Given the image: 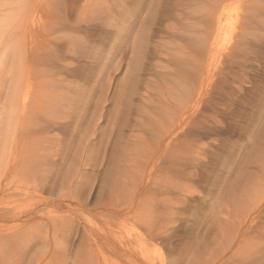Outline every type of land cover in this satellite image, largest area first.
Instances as JSON below:
<instances>
[{
  "label": "rangeland",
  "instance_id": "1",
  "mask_svg": "<svg viewBox=\"0 0 264 264\" xmlns=\"http://www.w3.org/2000/svg\"><path fill=\"white\" fill-rule=\"evenodd\" d=\"M17 1L20 3L22 0L7 2H16L14 4L19 5ZM53 1L23 0V3H20L25 6L24 8L29 7L28 13L34 18V24L27 27L28 31L26 27L21 28L25 32L20 30L23 34H27L24 40L29 44V48H33V52H40L48 46L50 49L56 48L55 56L58 57L57 61L56 59L48 61L44 67L40 66L41 68L37 62L33 63L34 65L31 64L33 61L28 62L30 68L28 71L31 75L28 88L31 86L30 91L36 94L38 87L41 88L43 85H40L41 82L48 84L51 81H55L54 86L64 87L61 89L56 86L63 92H57L58 90L54 92V95L61 96L56 97H60L63 102L60 101V105L57 106L59 108L56 107L54 112L48 114L51 117L54 116L50 118L52 123L54 122L50 124L53 127L46 129L43 124L34 127L33 130L36 132L38 129V134L35 137L31 135L32 141L25 152L31 153L38 150V159L45 157L49 159L51 155L57 154V161L60 154L61 158L68 156L65 154L67 152L72 154L71 145L75 147L77 137L84 134L83 129H86L85 125H88V119L85 118L86 113H84L86 106L81 101L82 94L90 81H96L95 76L102 74L100 79L104 76L105 78L101 79L103 80L101 85L97 84L96 87V91L103 99L101 100L103 116L100 119L102 130L98 131L101 139L99 136L97 138V141L101 140L100 143L98 141V147L102 151V156L99 160L91 158L94 161H89L85 167L83 166L87 172L85 176L79 178H70L69 175L64 178L61 171L64 172L66 166H60V160V164L57 162L59 167L55 165L52 166V168L56 167L55 169L51 168V171L48 170L50 172L45 171L40 177L41 181L34 180L36 178L32 180L31 176L24 178L22 177L24 175L21 177L8 175L7 178L5 177L7 175H4L5 179L0 177V209H10L9 211L20 216V219H1L0 221V236L4 234V239H2L3 236L0 237V264H132L113 254L108 244L95 242L92 236L88 235L87 230L89 232L90 229L97 230L98 226L106 228L109 235L111 233V245L124 243L133 251H147V260L140 259L134 264H264V0L222 1L220 9L221 11L226 9V13L230 10L232 17L230 19L234 22L235 30L231 33V29H226L224 26L219 33L221 36L217 35L213 61L215 65L211 70L213 79L210 76L213 81L210 80L211 86L207 87L206 91L208 93L204 92L200 100L195 93L199 87V80L197 84L196 78H199L187 77L189 67H192V55L197 53V56L203 57L201 50L193 54L195 48L191 35L194 31H204L201 25H204L207 20L204 16L207 11L203 6L205 4L208 6L211 0H131L132 3L130 0H122L127 2L128 7L136 1L135 6L139 8L140 12L134 14L132 19L136 23L135 26L138 25L135 31L144 25L141 22L148 21L146 19L151 20V16L153 19L148 24L151 29L149 35L153 38H150L151 44L154 45H148L145 54L147 58L141 61L142 68L136 78L138 84L135 83L140 92L138 89L134 90L136 94H131L133 96L130 101L121 96L129 92L124 82L126 73H123L131 58V53H128L129 45H120V41L116 42L114 38L118 34L121 8L119 6L122 1ZM50 6L53 8L50 9ZM195 6L198 7L197 10ZM152 8H155L156 12ZM51 10L53 13L50 12ZM151 13L155 15L149 16L148 14ZM193 20L198 21L195 23L196 21ZM38 23L42 28L38 26ZM188 23L192 25H186ZM244 23L248 25L244 33L239 34L238 27L240 24L244 26ZM191 28L194 30H190ZM187 33H190L189 36ZM240 36H243L240 39L241 42L238 41ZM244 37L246 42L245 40L243 42ZM189 39L191 40L188 41ZM237 42L245 43L243 47L245 45L247 47L244 49L240 47L238 54L234 53L236 51L234 49L239 47ZM156 43L160 46L157 47ZM109 51L112 53L110 62L103 60ZM177 52L181 54L183 52L182 56L180 54L177 56ZM50 55H54V52ZM120 58L123 61L119 63L120 66H117ZM150 58L155 60L150 62ZM155 61L158 67L155 66ZM102 62L108 63L106 67L104 66L105 71L99 70ZM113 63H115L114 66H112ZM163 66L173 69H163ZM38 71L46 76L38 74ZM196 72L199 76V72ZM41 77L42 81L39 80ZM45 77L48 80L45 79L46 81L43 82ZM182 79H185L187 83ZM181 82L188 88L191 86L189 91L186 85L181 86ZM188 82L191 84L189 85ZM192 85L196 88L194 89L195 86ZM182 87L183 90H181ZM191 89H194V92H190ZM79 107L84 108L79 109ZM78 112H82L84 119L79 118ZM172 117L175 118L172 119ZM74 136L75 139H73ZM71 138L76 141L74 142ZM16 141L19 147L21 140L15 135H8L0 139V146L8 148L11 152L17 147ZM66 142L70 143V146ZM115 144H117L116 149H120L116 166L112 163L111 153ZM68 147H71V151ZM62 150L65 152L63 153ZM71 154L66 158H71ZM115 158L116 156L113 159ZM111 165L115 167V173L109 171ZM39 166L41 167L40 163ZM43 168L46 166H42ZM238 174L240 175L238 178L241 179L238 180L243 181L241 184L238 183L241 190L236 185L233 191H240V195L236 192L233 194L229 190L230 194L226 192L224 200L225 192L222 195L221 189L227 188L228 180L232 177L237 178ZM107 180L110 181L107 187L112 183L115 184L117 180L119 185L122 184L118 188L111 187L115 195L113 192L109 193L106 185H103L105 182L108 183ZM44 183L47 185L42 187ZM100 186L106 188L105 194L99 199ZM2 187L6 189L3 190ZM255 192L261 195H256ZM219 194L222 195L221 199ZM231 194L239 196L234 198ZM249 194H253L254 198L249 197L251 196ZM259 198L263 200L258 203ZM234 199L241 203L235 204ZM220 200L223 202H219ZM60 203H69L74 205V208L68 213L65 205L60 207ZM75 206H78V209ZM128 207L133 208L132 213L130 211L131 214L127 212ZM115 208L125 209L122 210L125 211L121 215L123 218L118 216L121 220L113 218L108 221L103 215ZM37 211L38 215L35 214ZM28 215H31V218ZM217 217H219L218 220ZM5 230H7L6 233Z\"/></svg>",
  "mask_w": 264,
  "mask_h": 264
},
{
  "label": "bare ground",
  "instance_id": "2",
  "mask_svg": "<svg viewBox=\"0 0 264 264\" xmlns=\"http://www.w3.org/2000/svg\"><path fill=\"white\" fill-rule=\"evenodd\" d=\"M8 1V0H7ZM25 1V0H24ZM41 1V0H40ZM43 1V0H42ZM53 1V0H52ZM90 1V0H89ZM98 1V0H97ZM122 1V0H121ZM124 1V0H123ZM121 2V4H120V6L119 7H121L120 8V12H119V15H120V23H119V28H118V34H116V37H114L115 38V40H116V42H117V40L118 41H120V45H129L128 47H129V51H128V53L130 54L131 53V58L129 59V62L126 64V71L125 72H123V73H126L124 76H126V78H125V86H128V93H126V95L124 96V95H121V96H123V98L124 99H126V98H128L129 99V101L131 100V96H133V95H135L136 93H134L133 91L135 90H137L138 88L135 86V83H137L138 84V82H136V78H137V74L139 73V70H140V68H142V67H140V66H142V65H140L142 62L141 61H143L142 59H144L145 60V58H147L146 57V51H147V48H148V45L150 44V45H154V44H151L152 43V40L151 39H153L152 38V36L150 37V35H149V33L151 32L150 30L151 29H149V21H151V20H153L152 19V14L153 13H151V14H148L149 16H151L150 17V19L151 20H149V19H146V20H148V21H143V22H141L142 24H144V25H141L140 27V29L138 28L136 31H135V27L137 28V26H135L136 25V23H135V21L133 20L132 21V19H134V14L136 15L137 14V12L139 11V8H138V6H135V2H133L134 4H130V1H129V4L131 5V6H126V3L125 2ZM201 1V0H200ZM222 1H225V0H211V3L210 4H208V6H203L204 7V9H206V14H204V16H205V18H207V20H205V22H204V25H201V26H203V29H204V31L202 30V32H199V31H194V33H192V37H193V40H192V42H193V45H194V48H195V51L193 52V54L194 53H196V52H198L199 50H201V53L203 54V57H201L202 55H198L197 56V53L196 54H194V55H192V59H193V61H192V63H191V65H192V67H189V76H187V77H190L191 79H194L195 77H198L199 79H197L196 78V83L198 82V80H199V87L197 88L198 89V91L197 92H195V93H197V97H199V100H200V97H201V95L205 92L206 93V91H207V87H209V86H211L210 85V80H212L213 79V77L211 76V74H212V72H211V70H212V66L213 65H215V62H214V64H213V61H214V52H215V44H216V40H217V35H219V33H221V31L223 30V28H224V26H226V29L227 28H230L231 29V33H232V31L233 30H235L234 28V22H233V20L232 19H230V18H232L231 17V14L229 13V11H227V13H226V9H224V11H221L222 9H220L221 8V4L223 3ZM28 2V1H27ZM26 2V3H27ZM57 2V1H56ZM84 2H86V1H84ZM83 2V3H84ZM91 2V1H90ZM89 2V3H90ZM104 2V1H103ZM102 2V3H103ZM226 2H228V1H226ZM14 3H16V2H14ZM14 3H12V4H14ZM17 3H18V1H17ZM20 3L22 4L23 3V0L22 1H20ZM20 3H18L19 5H17L18 7H17V9H15V14L10 18V20H8V22L7 21H4L3 19H0V139H2V138H6L8 135L9 136H11V135H15L16 136V138H19V140H21L20 141V146L18 147L17 146V141H16V146L18 147H16L15 149H14V151H9V149L8 148H6V147H1L0 146V177L1 178H3V179H5V177L7 178L8 177V175H18V176H22V175H24V176H22V177H26V176H28V177H30L31 176V179L33 180V178H36V179H34V180H36V181H41L40 180V177L42 176V174L43 173H45V171L46 172H50L53 168L55 169L56 167H53L52 168V166H57L58 165V163L60 164V162H59V160L61 161V164H60V166H63V165H65L66 166V169H65V171L63 172V171H61L62 173H63V176H64V178L65 177H67L68 175L70 176V178H74V177H77V178H79L80 176H85V174H86V170L85 169H83V166L85 167L86 165H87V163H89V161H94V159H97V160H99L100 158H101V156H102V151H100V148L98 147V141H97V138H98V136L100 135V132H98L99 130L101 131L102 129H101V117L103 116L102 114V112H103V102H101V100H103L102 99V96H101V94H99L97 91H96V87H97V84H99V85H101V82L103 81H101V79H103V78H105V76L104 77H102L101 79H100V76H102V74L100 75V74H97V75H100V76H95V79H96V81H94L93 79H90V80H93L94 82H91L90 81V83H89V85H88V87H85V92H84V94H82V98H81V101L82 102H84V105L86 106V110H85V112L84 113H86V117L85 116H83L81 113H77V114H79L78 116H79V118L81 119V117H83V119H84V117L86 118V119H88V125H85L86 126V129H83L85 132H84V134L83 135H80L79 137H77V139H78V141L76 142V145H75V147L73 146V145H71L72 147H73V149H71V147H68L69 148V150L71 149L72 150V154L70 153V152H67V153H65V154H68V156H69V154H71V158L69 157V159L68 158H66V157H68L67 155H65L66 157H64V156H62L63 158H61V154H60V158L58 159V161L56 160V157L58 158V155L56 154H54V155H51V158H40V159H38V150L37 151H34V152H31V153H28V152H25V149L26 148H28V146H29V143H31L30 141H32V136L31 135H34V137L35 136H37V134H38V129H36L37 130V132L35 131V130H33V128L34 127H38V126H40V125H44V128H46V129H48L47 127H50V126H52V125H50V124H53L52 123V120H50V118H52V117H54V116H49L50 114H51V112H54L55 111V109H56V107L57 106H59L60 105V101H62L61 100V96L59 95V94H56V95H54L56 92L55 91H57L58 90V87L60 86V85H56V86H58V87H56V86H54V83H55V81H51V83H49L48 82V84H46V83H42L41 81H42V77L41 78H39V80L41 79V84L40 85H42L41 86V88L40 87H38L39 89H38V91L36 92V94H32V92L30 91V89L32 88L31 86V88L29 87L28 88V85H30L29 83H30V77H31V75H30V71H28L30 68H29V65H28V62L30 63V62H32L31 64H33V63H35V62H37L38 63V66L40 67V66H42V67H44V64L45 63H48V61H53L54 59H56V61H57V58H56V56H55V51L54 50H56V48L55 49H50L49 48V44L48 45H45V46H48V47H45V49H42L41 47H40V52H33V48L32 49H30L29 48V44L28 43H26L25 42V40L24 39H26L25 38V36L27 35L26 33H24L23 34V32H25L23 29L26 27H28V26H30V25H32V24H34V18H33V16L32 15H30L28 12H29V7H26V8H24L25 6H23V5H21ZM47 3V2H46ZM46 3H45V5H46ZM50 3V2H49ZM53 4H54V1L52 2ZM131 3H132V1H131ZM202 3H204V2H202ZM25 4V3H24ZM59 4V3H58ZM58 4H56V5H58ZM92 4V3H91ZM137 4V3H136ZM199 4V3H198ZM231 4V3H230ZM61 5V4H60ZM89 5V4H88ZM88 5H87V7H88ZM128 5V4H127ZM193 5V4H192ZM20 6H22L21 8H20ZM26 6H28V5H26ZM37 6V5H36ZM47 6V5H46ZM92 6V5H91ZM156 6H157V4H156ZM234 6V5H233ZM87 7H86V9H87ZM102 7V6H101ZM140 7V6H139ZM196 7V6H195ZM224 7V6H223ZM18 8H20L19 10H18ZM51 8H53V7H51L50 6V9ZM65 8V7H64ZM94 8V7H93ZM97 8V7H96ZM197 8L198 7H196L195 9L197 10ZM225 8H228V6L226 7L225 6ZM230 8V7H229ZM26 9V10H25ZM83 9H84V7H83ZM100 9V8H99ZM118 10V9H117ZM152 10L154 11L155 10V8L153 9L152 8ZM151 10V11H152ZM196 10H192V11H196ZM35 11V10H34ZM146 11H148L149 12V10H146ZM191 11V12H192ZM235 11V10H234ZM247 11V10H246ZM30 12H31V9H30ZM51 13H53L52 12V10L50 11ZM61 12V11H60ZM89 12V11H88ZM91 12V11H90ZM140 12V11H139ZM154 12H156V11H154ZM165 12V11H164ZM199 12H203V11H199ZM256 12V11H255ZM254 12V13H255ZM166 13V12H165ZM198 13V12H197ZM50 14V13H49ZM102 14V13H101ZM100 14V15H101ZM169 14V13H168ZM178 14V13H177ZM180 14V13H179ZM193 14V13H192ZM88 15V14H87ZM118 15V14H117ZM153 15H155V14H153ZM158 15V14H157ZM166 15V14H165ZM202 15V14H201ZM242 15V14H241ZM245 15V14H244ZM246 15H247V13H246ZM161 16H163V15H161ZM203 16V15H202ZM201 16V17H202ZM229 16V17H228ZM234 16V15H233ZM60 17V16H59ZM154 17V16H153ZM165 18H167V17H169V15L166 17V16H164ZM242 18H243V15L241 16ZM53 18V17H52ZM70 18V17H69ZM164 18V19H165ZM162 19V18H161ZM201 19V18H200ZM54 20V19H53ZM136 20V19H135ZM145 20V19H144ZM156 20V19H155ZM248 20V19H247ZM68 21V20H67ZM75 21V20H74ZM137 21V20H136ZM170 21V20H169ZM188 21H191V20H188ZM194 21V20H193ZM192 21V22H193ZM196 21V20H195ZM194 21V22H195ZM198 21V20H197ZM197 21L195 22V23H197ZM203 21V20H202ZM246 21V20H245ZM193 22V23H194ZM232 22H233V24H232ZM101 23V22H100ZM194 23V24H195ZM199 23V22H198ZM239 23V22H238ZM162 24V23H161ZM168 25V24H167ZM186 25H190L189 23L188 24H186ZM191 25H192V23H191ZM190 25V26H191ZM196 25H198V24H196ZM237 25V24H236ZM248 25V24H247ZM245 23H244V26L243 25H241L240 24V26L238 27L239 29L238 30H240V33L239 34H242V33H244V31H245V29H246V26H247ZM250 25V24H249ZM34 26V25H33ZM38 26L40 27V23H38ZM55 26V25H54ZM251 26V25H250ZM23 27V29H21ZM194 27H195V25H194ZM197 27V26H196ZM199 27V26H198ZM205 27V28H204ZM234 27V28H233ZM20 28V29H19ZM40 28H42V27H40ZM53 28V27H52ZM152 28V27H151ZM192 28H193V26H192ZM192 28L190 29V30H192ZM237 28V27H236ZM117 29V28H116ZM154 29V28H153ZM173 29V28H172ZM187 29H188V27H187ZM201 29V28H200ZM225 29V30H226ZM14 30V31H13ZM20 30H23V32L21 31L20 32ZM26 30V29H25ZM169 30V29H168ZM194 30V29H193ZM192 30V31H193ZM237 30V29H236ZM26 31H28V28H27V30ZM88 31V30H87ZM153 31V30H152ZM167 31V30H166ZM170 31V30H169ZM177 31V30H176ZM181 31V30H180ZM228 31V30H227ZM161 32V31H160ZM229 32V31H228ZM227 32V33H228ZM36 33V32H35ZM39 33V32H38ZM30 34H32L31 32H30ZM49 34V33H48ZM47 34V35H48ZM190 34V33H189ZM189 34L187 33V36H189ZM158 35V34H157ZM180 35H181V33H180ZM182 35H184V34H182ZM227 35V34H226ZM249 35V34H248ZM156 36V35H155ZM219 36H221V35H219ZM223 36H224V34H223ZM239 36V35H238ZM243 36H245V35H243ZM242 36V37H243ZM252 36H254V35H252ZM31 37H32V35H31ZM65 37V36H64ZM225 37V36H224ZM241 37V36H240ZM239 37V40L238 41H240L241 42V40L240 39H242V37L240 38ZM151 38V39H150ZM159 38V37H158ZM190 38V37H189ZM219 38V37H218ZM221 38V37H220ZM155 39V38H154ZM192 39V38H191ZM191 39H189L188 41H190ZM238 39V38H237ZM42 40V39H41ZM46 40V39H45ZM86 40V39H85ZM244 40H245V37L243 38V42H244ZM70 41V40H69ZM74 41H75V39H74ZM157 41H158V39H157ZM220 42V41H219ZM240 42L238 43L239 44V47H237V49H234V50H236V51H234V53L236 52H238V50L240 49V47H241V49L243 48L244 49V47H246V45L243 47V45L245 44H243V43H241L240 44ZM245 42H246V40H245ZM44 43V42H43ZM48 43V42H47ZM52 43V42H51ZM71 43V42H70ZM84 43H85V41H84ZM153 43H154V40H153ZM218 43V42H217ZM157 44V43H156ZM247 44V43H246ZM89 45V44H88ZM112 45V44H111ZM217 45V44H216ZM235 45V44H234ZM40 46V45H39ZM75 46H77V45H75ZM160 46V44L158 45L157 44V47H159ZM106 47V46H105ZM236 46H234V48H235ZM43 48H44V46H43ZM83 48V47H82ZM92 48V47H91ZM155 48V47H154ZM191 48H192V46H191ZM190 48V49H191ZM247 48V47H246ZM217 49V48H216ZM240 49V50H241ZM95 50V49H94ZM110 50V49H109ZM219 50H220V48H219ZM48 51H49V53H48ZM71 51H73V50H71ZM70 51V52H71ZM156 51V50H155ZM183 51V50H182ZM248 51V50H247ZM51 52H54V55H50V53ZM110 52V51H109ZM107 52V54L108 55H105V57H103V60L105 59V60H110L111 58H112V53L110 52ZM124 52V51H123ZM159 52V51H158ZM157 52V53H158ZM187 52V51H186ZM185 52V53H186ZM218 52V51H217ZM243 52V51H242ZM37 53V54H36ZM57 53V52H56ZM82 53V52H81ZM116 53V52H115ZM156 53V52H155ZM156 53V54H157ZM230 53V52H229ZM232 53V52H231ZM244 53V52H243ZM67 54V53H66ZM154 54V53H153ZM153 54H151V55H153ZM178 54H180L181 56H182V54H183V52H182V54L181 53H176V55L177 56H180V55H178ZM188 54V53H187ZM238 54V53H237ZM114 55H116V54H114ZM114 55H113V58H114ZM125 55V54H124ZM145 55V56H144ZM159 55H160V53H159ZM189 55H190V53H189ZM216 55V54H215ZM233 55V54H232ZM71 56V55H70ZM155 56V55H154ZM153 56V57H154ZM174 56H175V54H174ZM176 56V57H177ZM184 56V55H183ZM237 56V55H236ZM236 56H235V58H236ZM238 56H240V55H238ZM61 57V56H60ZM122 57H124V56H122ZM126 57V56H125ZM149 57V56H148ZM157 57V56H156ZM188 57V56H187ZM201 57V58H200ZM181 58V57H180ZM66 59V58H65ZM102 59V58H101ZM116 59H118L117 58V56H116ZM157 59H158V57H157ZM61 60V59H60ZM113 60V59H112ZM112 60H111V63H112ZM125 60V59H124ZM155 59H151L150 58V62H153ZM175 60V59H174ZM177 60H180V59H177ZM182 60H183V57H182ZM216 60V59H215ZM69 61V60H68ZM116 61V60H115ZM114 61V62H115ZM123 61V59L122 58H120L118 61H117V66H120L119 65V63H121ZM148 62H149V60H147ZM160 61V60H159ZM59 62V61H58ZM104 62V61H103ZM103 62H102V66H101V68H99V70L101 69V71H102V69L104 70V69H106L105 67L107 66L106 64H108V63H106V64H103ZM106 62V61H105ZM110 62V61H109ZM217 62V61H216ZM62 63V62H61ZM116 63V62H115ZM115 63H113V65L112 66H114V64ZM147 63V62H146ZM155 63V66H157L158 67V64H157V61H155L154 62ZM158 63H160V62H158ZM189 63V62H188ZM241 63V62H240ZM59 64V63H58ZM68 64V63H67ZM145 64V63H144ZM157 64V65H156ZM231 64V63H230ZM28 65V66H27ZM34 65V64H33ZM101 65V64H100ZM100 65H98V66H100ZM110 65L111 64H109V67H110ZM149 65V64H148ZM147 65V66H148ZM151 65V64H150ZM163 65H165V63L163 64ZM179 66H180V64H178ZM182 65H183V63H182ZM189 65V64H188ZM105 66V67H104ZM116 66V67H117ZM159 66H160V64H159ZM167 66V65H166ZM227 66V65H226ZM38 67V68H39ZM63 67V66H62ZM61 67V68H62ZM124 67H125V65H124ZM124 67H123V69H124ZM164 67V66H163ZM36 68V67H35ZM37 68V69H38ZM41 68V67H40ZM64 68V67H63ZM108 68V67H107ZM111 68V67H110ZM112 68H114V67H112ZM122 68V67H121ZM150 68V67H149ZM153 68V67H152ZM168 68V67H167ZM167 68H163V69H167ZM172 68V67H171ZM171 68H168V69H170L171 70ZM214 68H215V66H214ZM226 68V67H225ZM73 69V68H72ZM116 69V68H115ZM118 69V68H117ZM144 69V68H143ZM161 69H162V67H161ZM167 69V70H168ZM173 69V68H172ZM35 71H36V69H34ZM40 70V69H39ZM119 70V69H118ZM182 70V69H181ZM214 70V69H213ZM216 70V69H215ZM28 71V72H27ZM34 71V72H35ZM85 71V70H84ZM105 71V70H104ZM109 71V70H108ZM107 71V72H108ZM173 71V70H172ZM196 71H198L199 72V76H198V74H196L197 72ZM37 72V71H36ZM40 71H38V74H43V72L42 73H39ZM112 72V71H111ZM120 72V71H119ZM122 72V71H121ZM187 72V71H186ZM45 73V72H44ZM96 73H99V72H96ZM103 73V72H102ZM143 73V72H142ZM48 74V73H47ZM106 74V73H105ZM121 74V73H120ZM161 74H162V72H161ZM40 75V76H41ZM93 75V74H92ZM123 75H122V77H123ZM166 75V74H165ZM169 75V74H168ZM171 75V74H170ZM175 75V74H174ZM221 75V74H220ZM43 77L44 76H46V75H42ZM158 76H159V74H158ZM167 76V75H166ZM212 77V79H211V77ZM74 77H76V76H74ZM112 77V76H111ZM114 77V76H113ZM141 77V76H140ZM169 77V76H168ZM78 78V77H77ZM170 78V77H169ZM223 78V77H222ZM44 79V81L43 82H45L46 80L45 79H47L48 80V78L47 77H45V78H43ZM114 79V78H113ZM164 79V78H163ZM177 79V78H176ZM51 80V79H50ZM77 80V79H76ZM112 80V79H111ZM120 80V79H119ZM140 80V79H139ZM182 80H185V79H182ZM227 80V79H226ZM78 81V80H77ZM108 81L110 82V80L108 79ZM186 81V80H185ZM213 81V80H212ZM117 82V81H116ZM178 82V81H177ZM191 82V81H190ZM192 82H193V80H192ZM38 83H39V81H38ZM52 83H53V85H52ZM94 83V84H93ZM128 83V84H127ZM152 83V82H151ZM162 83H163V81H162ZM178 83H180V82H178ZM177 83V84H178ZM186 83H187V81H186ZM217 83V82H216ZM33 84V83H32ZM70 84H71V82H70ZM79 84H81V83H79ZM106 84V83H105ZM118 84V83H117ZM145 84V83H144ZM155 84V83H154ZM166 84V83H165ZM188 84H189V82H188ZM191 84V83H190ZM189 84V85H190ZM198 84V83H197ZM197 84H195L196 86H198ZM215 84V83H214ZM99 85H98V87H99ZM123 85V84H122ZM147 85V84H146ZM179 85V84H178ZM183 84H182V82H181V86H182ZM184 85H186V84H184ZM183 85V86H184ZM194 85V86H195ZM222 85V84H221ZM66 86V85H65ZM80 86V85H79ZM171 86V85H170ZM193 86V85H192ZM193 86V87H194ZM196 86L194 87V89L196 88ZM68 87H69V85H68ZM109 87V86H108ZM134 87L136 88V89H134ZM186 87L188 88V86L186 85ZM190 88H191V86H189ZM213 87V86H212ZM215 87V86H214ZM59 88H61V87H59ZM66 88V87H65ZM71 88V87H70ZM82 88V87H81ZM144 88H146V87H144ZM176 88V87H175ZM181 88V87H180ZM190 88H188L187 89V91H189V89ZM61 89H64V87L63 88H61ZM118 89V88H117ZM161 89V88H160ZM171 89V88H170ZM174 89V88H173ZM193 89V90H194ZM213 89V88H212ZM33 90V89H32ZM168 90V89H167ZM176 90V89H175ZM181 90H183V87H182V89ZM192 90V89H191ZM190 91V92H194V91ZM69 91V90H68ZM101 91V90H100ZM123 91H125L126 92V90H124L123 89ZM138 91H139V89H138ZM160 91V90H159ZM170 91V90H169ZM186 91V92H187ZM208 91H210V90H208ZM55 92V93H54ZM57 92H63V91H57ZM122 92V91H121ZM140 92V91H139ZM168 92V91H167ZM179 92V91H178ZM134 93V94H133ZM143 93V92H142ZM180 93V92H179ZM187 93H189V92H187ZM194 93V94H195ZM208 93V92H207ZM206 93V94H207ZM118 94V93H117ZM123 94H124V92H123ZM131 94H133V95H131ZM148 94V93H147ZM60 96V97H56V96ZM75 95V94H74ZM73 95V96H74ZM77 95V94H76ZM188 95V94H187ZM190 95H192L191 93H190ZM190 95H188V96H190ZM196 95V94H195ZM194 95V96H195ZM71 96V95H70ZM187 96V97H188ZM193 96V95H192ZM203 96V95H202ZM105 97V96H104ZM103 97V98H104ZM174 97V96H173ZM197 97H196V100H197ZM63 98V97H62ZM66 98V97H65ZM78 98V97H77ZM119 98H120V96H119ZM122 97H121V99H123ZM134 98V97H133ZM142 98V97H141ZM68 99V98H67ZM105 99V98H104ZM144 99V98H143ZM142 99V100H143ZM146 99V98H145ZM189 99V98H188ZM184 100V102H185V99H183ZM190 100V99H189ZM189 100H187L188 102H190ZM65 101V100H64ZM106 101V100H105ZM198 101V100H197ZM63 102V101H62ZM135 102V101H134ZM167 102H169V101H167ZM123 103V102H122ZM126 104H127V101L125 102ZM124 103V104H125ZM132 103V102H131ZM170 103V102H169ZM197 103V102H196ZM128 104H130V103H128ZM161 104V103H160ZM186 104V103H185ZM190 104V103H189ZM64 105V104H63ZM132 105V104H131ZM188 105V104H187ZM82 106V105H81ZM127 106V105H126ZM136 106V105H135ZM123 107H124V105H123ZM128 107V106H127ZM186 106H184V108H185ZM57 108H59V107H57ZM80 108H84V107H79V109ZM163 108H164V106H163ZM127 109V108H126ZM154 109V108H153ZM177 109V108H176ZM175 109V110H176ZM186 109V108H185ZM58 110V109H57ZM82 110V109H81ZM83 110V111H84ZM124 110V109H123ZM167 110H168V108H167ZM171 110V109H170ZM181 111L183 110L182 108L180 109ZM187 110V109H186ZM190 110V109H189ZM78 111V110H77ZM163 111V110H162ZM172 111V110H171ZM180 111V112H181ZM184 111V110H183ZM182 111V112H183ZM151 112V111H150ZM173 112V111H172ZM58 113V112H57ZM83 113V114H84ZM49 114V115H48ZM82 116H81V115ZM118 114V113H117ZM159 114H160V112H159ZM187 114V113H186ZM168 115V114H167ZM170 115V114H169ZM168 115V116H169ZM180 115H182L181 113H180ZM185 115V114H184ZM47 116L49 117L48 119H47ZM57 116H58V114H57ZM186 116V115H185ZM45 117V118H44ZM179 117V116H178ZM184 117V116H183ZM182 117V118H183ZM34 118V119H33ZM79 118L77 117V120L79 121ZM175 117H172V119H174ZM185 118V117H184ZM183 118V119H184ZM60 119V118H59ZM76 119V118H75ZM129 119V118H128ZM82 120V119H81ZM127 120V119H126ZM86 121V120H85ZM180 121V120H179ZM178 121V122H179ZM56 122H58V121H56ZM74 123V122H73ZM87 123V122H86ZM171 123V122H170ZM177 123V122H176ZM211 123V122H210ZM83 124V123H82ZM187 124V123H186ZM84 125V124H83ZM206 125V124H205ZM208 125V124H207ZM7 126V127H6ZM54 126H56L55 124H54ZM82 126V125H81ZM138 126V125H137ZM170 126H171V124H170ZM173 126V125H172ZM179 126V125H178ZM187 126V125H186ZM53 127V126H52ZM139 127V126H138ZM173 127H175V126H173ZM51 128V127H50ZM71 128V127H70ZM74 128V127H73ZM172 128V127H171ZM181 128V127H180ZM185 128V127H184ZM45 129V130H46ZM75 129H76V127H75ZM171 131V130H170ZM169 131V132H170ZM81 132V131H80ZM166 132V131H165ZM79 133V132H78ZM77 133V134H78ZM161 133V132H160ZM176 133V132H175ZM71 134V133H70ZM72 134H73V132H72ZM76 134V135H77ZM159 135V134H158ZM102 136V135H101ZM175 136V135H174ZM70 137H72V135L70 136ZM100 137V136H99ZM14 138V137H13ZM176 138V137H175ZM178 138V137H177ZM15 139V138H14ZM72 139V138H71ZM73 139H75V136H74V138ZM72 139V140H73ZM100 139H101V137H100ZM116 139V138H115ZM161 139V138H160ZM4 140H6V139H4ZM16 140V139H15ZM18 140V139H17ZM71 140V141H72ZM119 140V139H118ZM122 140V139H121ZM70 141V139L68 140V142ZM74 141V140H73ZM76 141V140H75ZM74 141V142H75ZM97 141V142H96ZM101 141V140H100ZM100 141H99V143H100ZM171 140H170V138H169V142H170ZM255 141V140H254ZM3 142V141H2ZM8 142V141H7ZM115 142V141H114ZM1 143V142H0ZM15 143V142H14ZM66 144H69V146H70V143H67L66 142ZM168 144V143H167ZM166 144V145H167ZM6 145V144H5ZM14 145V146H15ZM116 145L117 144H115L113 147V149H112V155H113V158H114V156H116V158H115V160L112 158V163H113V165L114 166H116L117 164H116V162H118L117 161V158H118V156H119V154H120V149L119 150H117L116 149ZM3 146V145H2ZM103 146V145H102ZM157 146H159V145H157ZM167 146H169V144L167 145ZM199 146V145H198ZM101 147V146H100ZM118 147V146H117ZM103 148H105V147H103ZM167 148V147H166ZM184 148V147H183ZM194 149V148H193ZM65 150H67V149H65ZM65 150L63 151V153L65 152ZM70 150V151H71ZM105 150V149H104ZM167 150V149H166ZM183 150V149H182ZM196 151V150H195ZM125 152V151H124ZM128 152V151H127ZM62 153V155H64ZM129 153V152H128ZM126 157H127V155H126ZM91 158H94V159H92L91 160ZM122 159V161H123V157H121ZM129 158V157H128ZM198 158V157H197ZM126 159V158H125ZM187 161V160H186ZM58 162V163H57ZM39 163L41 164V167L39 166ZM193 163V162H192ZM84 164V165H83ZM46 166V168H43L42 169V166ZM76 165H77V168H76ZM81 165H82V168H81ZM113 165H111V166H109V171H111L112 173L114 172L115 173V167L113 166ZM40 167V168H39ZM58 167H59V165H58ZM193 167V166H192ZM52 168V169H51ZM240 168V167H239ZM107 169V168H106ZM186 169V168H185ZM189 169V168H188ZM48 170H50V171H48ZM237 170V169H236ZM57 171V170H56ZM108 171V170H107ZM180 171V170H179ZM190 172V171H189ZM194 172V171H193ZM196 172V171H195ZM175 173V172H174ZM183 173V172H182ZM241 174V173H240ZM2 175H3V177H2ZM4 175H7V176H5L4 177ZM182 175V174H181ZM193 175V174H192ZM197 175V174H196ZM242 175V174H241ZM253 175V174H252ZM171 176V175H170ZM185 176V175H184ZM198 176V175H197ZM240 175L238 174L237 175V178L235 177V178H231L230 180H228V183H227V188L226 187H224V188H222L221 189V191L220 192H222V195L224 194V192H225V195H223V199H224V197L226 196V192H229V190H231L232 192H233V194H234V192H236V193H239V195H240V191L239 192H237V190H235V191H233V189L235 188V186L236 185H238V183L240 182L239 180H241V179H239L238 177H239ZM106 177V176H105ZM191 177V176H190ZM245 177V176H244ZM27 178V177H26ZM44 178V177H43ZM42 178V179H43ZM110 178V177H109ZM223 178V177H222ZM243 178V177H242ZM257 178H258V176H257ZM264 178V177H263ZM45 179V178H44ZM103 179V178H102ZM105 179V178H104ZM239 179V180H238ZM260 179H262L261 177H260ZM25 180V179H24ZM110 180H111V178H110ZM244 180V179H243ZM250 180V179H249ZM258 180V179H257ZM43 181V180H42ZM103 181V180H102ZM108 181V183L107 182H103L102 184L105 186L106 185V187H107V185L109 184V180H107ZM116 181V180H115ZM251 181H253V180H251ZM241 182H243V181H241ZM241 182H240V184H241ZM254 182V181H253ZM261 182H263V181H261ZM261 182L259 183V184H261ZM37 183V182H36ZM42 183V182H41ZM251 183V182H250ZM113 184V183H112ZM110 185L109 187H107V191L110 193V192H113L112 191V189H111V187H116L117 186V188L118 187H121L122 186V184L121 185H119V182H118V180L116 181V183L115 184H113V185ZM216 184V183H215ZM219 184V183H218ZM243 184V183H242ZM7 185H9V184H7ZM7 185H5L6 187H7ZM41 185V184H40ZM47 184L46 183H44V184H42L41 186L42 187H44V186H46ZM252 185V184H251ZM254 185V184H253ZM252 185V186H253ZM1 186V185H0ZM4 186V187H5ZM15 186V185H14ZM39 186V185H38ZM37 186V187H38ZM219 186V185H218ZM217 186V187H218ZM245 186V185H244ZM106 187H103V186H100L99 187V193H98V198L100 199L104 194H105V191H104V189L106 188ZM238 187H239V189H240V186L238 185ZM250 187V186H249ZM255 187V186H254ZM261 187V186H260ZM8 188V187H7ZM108 188H109V190H108ZM242 188H243V186H242ZM248 188V187H247ZM246 188V190H248ZM257 188V187H256ZM2 189L4 190V189H6V188H3L2 187ZM15 189H17V188H15ZM238 189V190H239ZM245 189V188H244ZM13 190V189H12ZM241 190V189H240ZM256 190V189H255ZM2 191V190H1ZM244 191V190H243ZM249 191V190H248ZM17 192V191H16ZM120 192V191H119ZM219 192V193H220ZM242 192V191H241ZM13 193V192H12ZM123 193V192H122ZM216 193V192H215ZM245 193H247V192H245ZM248 193H250V192H248ZM247 193V194H248ZM256 193V192H255ZM260 193V192H259ZM113 194H114V192H113ZM118 194H120V193H118ZM228 194H230V192L228 193ZM243 194V193H242ZM115 195V194H114ZM134 195V194H133ZM221 194H219L218 196H219V199H221V196H222ZM232 195V194H231ZM238 195V196H239ZM249 195H251V194H249ZM249 195H247V196H249ZM253 195V194H252ZM249 196V197H253V196ZM256 195H259V194H257L256 193ZM260 195H261V193H260ZM259 195V196H260ZM215 196H217L216 194H215ZM232 196H234V195H232ZM235 196H237V195H235ZM234 196V198H236ZM237 196V197H238ZM241 197H243V195L241 196ZM256 197V196H255ZM213 198H214V196H213ZM232 198V197H231ZM248 198V197H247ZM254 198V197H253ZM257 198V197H256ZM216 199V198H215ZM238 199H240V197L238 198ZM242 199V198H241ZM101 200H103V199H101ZM100 200V201H101ZM225 200V199H224ZM243 200V199H242ZM251 200V199H250ZM259 200H261V201H259ZM259 200L257 201L258 203L259 202H262V198L260 199L259 198ZM98 201V200H97ZM99 201V202H100ZM217 201H218V197H217ZM216 201V202H217ZM246 201V200H245ZM255 201V200H254ZM254 201H252V202H254ZM96 202V201H95ZM102 202V201H101ZM219 202H223L222 200H220ZM228 202V201H227ZM235 204L237 203H241L239 200H236V199H234V201H233ZM89 203V202H88ZM88 203H86V205L88 204ZM220 203V204H221ZM255 203V202H254ZM95 204V203H94ZM121 204V203H120ZM243 204H244V201H243ZM65 205V207L68 209V211H66V212H70L69 210H71V209H73L74 207V205L72 206L71 204H63V203H60L59 204V206L60 207H62V206H64ZM85 205V206H86ZM92 205H93V202H92ZM119 206V205H118ZM117 206V207H118ZM221 206V205H220ZM224 206V205H223ZM246 206V205H245ZM248 206V205H247ZM76 207V206H75ZM115 207V206H114ZM77 209H78V206L76 207ZM82 208H84L83 206H82ZM81 208V209H82ZM130 207H128V209L127 210H129V211H127V212H129L130 213V211L133 209L132 207L129 209ZM227 208V207H226ZM232 208V207H231ZM230 208V209H231ZM240 208V207H239ZM228 209V208H227ZM234 209V208H233ZM247 209V208H246ZM248 209H249V207H248ZM10 210V209H9ZM8 209H0V221H1V219L2 220H6V219H11V218H13V219H20V216L18 215V214H14V213H12L11 211H9ZM76 210V209H75ZM122 210H125V209H123L122 208ZM121 210V208H115V209H113L112 211H110L108 214L107 213H105L103 216H105L107 219H108V221H109V219L110 220H113V218H114V220L117 218H120V217H118V216H121L122 215V212H124L125 213V211H122ZM214 210V209H213ZM212 210V211H213ZM243 210H244V208H243ZM78 211V210H77ZM214 212V211H213ZM229 212H231V210L229 211ZM104 213V212H103ZM123 213V214H124ZM131 213H132V211H131ZM130 213V214H131ZM31 214V213H30ZM35 214H37L38 215V211L35 213ZM101 214V213H100ZM230 214V213H229ZM127 215V214H126ZM228 215V214H227ZM23 216V215H22ZM22 216H21V218H22ZM30 218H31V215H28ZM127 216H129V215H127ZM131 216H133V215H131ZM208 216V215H207ZM248 215H246V218H248L247 217ZM24 217V216H23ZM51 217V216H50ZM213 217H214V215H213ZM25 218H27V217H25ZM106 218H104V219H106ZM121 218H123L122 216H121ZM121 218H120V220H121ZM218 218L219 217H217V220H218ZM27 219H29V218H27ZM102 219V218H101ZM103 219V220H104ZM143 219V218H142ZM12 220V219H11ZM54 220V219H53ZM211 220V219H210ZM241 221V220H240ZM210 222V221H209ZM217 222V221H216ZM222 222V221H221ZM3 223V222H2ZM143 223V222H142ZM214 223V222H213ZM110 225V224H109ZM1 227V226H0ZM241 227V226H240ZM6 231L7 230H5V233H6ZM108 230L106 229V228H103V227H99L98 226V228H97V230H95V229H90V232H89V230H87V233H88V235L90 234L91 236H92V238H93V240L96 242H101V243H103V244H108L112 249H110V250H112V252H113V254H116V255H118V256H120V257H122V258H124L125 260H128L130 263H132V264H134V263H136V262H138L140 259H143V260H147V255H148V253H147V251L146 252H144V251H142V250H140V251H136V250H132L131 248H129L126 244H124V243H119V244H113V245H111L110 243H112L111 241H110V238H111V233H110V235H109V233L107 232ZM150 235V234H149ZM3 236V238L2 239H4V234L3 235H1L0 237H2ZM113 236V235H112ZM6 239V238H5ZM110 247H108V248H110ZM194 248V247H193ZM103 254V253H102ZM103 255H105V253L103 254ZM106 257V256H105ZM148 259H150V258H148ZM106 260V259H105ZM107 261V260H106ZM149 261V260H148ZM259 262V261H258Z\"/></svg>",
  "mask_w": 264,
  "mask_h": 264
},
{
  "label": "clouds",
  "instance_id": "3",
  "mask_svg": "<svg viewBox=\"0 0 264 264\" xmlns=\"http://www.w3.org/2000/svg\"><path fill=\"white\" fill-rule=\"evenodd\" d=\"M18 6L7 2V0H0V19L4 21L10 20V18L15 14V9Z\"/></svg>",
  "mask_w": 264,
  "mask_h": 264
}]
</instances>
